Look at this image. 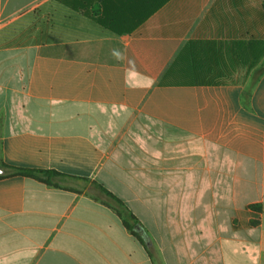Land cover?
<instances>
[{"label":"crops","instance_id":"0c3cea01","mask_svg":"<svg viewBox=\"0 0 264 264\" xmlns=\"http://www.w3.org/2000/svg\"><path fill=\"white\" fill-rule=\"evenodd\" d=\"M262 64L264 0H0V264H264Z\"/></svg>","mask_w":264,"mask_h":264},{"label":"trees","instance_id":"16d2710c","mask_svg":"<svg viewBox=\"0 0 264 264\" xmlns=\"http://www.w3.org/2000/svg\"><path fill=\"white\" fill-rule=\"evenodd\" d=\"M262 69L255 71L252 75V80L250 85L245 89L242 96V102L243 105L246 107L249 106L250 102V96L252 93L253 87L256 85L259 78L264 74L263 68L264 64H262ZM0 167L2 168H9L4 163L0 162ZM12 170L13 175H21L24 177H34L39 175H47L51 174L50 172H43V171H34V170H27V169H20V168H10ZM95 189L99 192L98 197H94L95 199L101 201L103 204L107 205L108 207H111L116 211L118 216L121 218L124 226L131 232L133 236H135L148 250L149 254L153 256L152 251L150 248L145 244L143 238L134 231V227L139 223L137 218L131 213V211L127 208V206L121 201L119 198H117L115 195L107 191L104 187L98 184H94ZM252 210H256L257 212H261L262 208L261 205H252L250 206ZM258 221H252V225H257Z\"/></svg>","mask_w":264,"mask_h":264},{"label":"water","instance_id":"95a60500","mask_svg":"<svg viewBox=\"0 0 264 264\" xmlns=\"http://www.w3.org/2000/svg\"><path fill=\"white\" fill-rule=\"evenodd\" d=\"M2 174V170L0 169V175ZM134 231L137 232L138 234L142 235V237L146 240L147 236L145 234V232L143 231V229L141 228V226L136 225L134 227Z\"/></svg>","mask_w":264,"mask_h":264},{"label":"rangeland","instance_id":"374dc122","mask_svg":"<svg viewBox=\"0 0 264 264\" xmlns=\"http://www.w3.org/2000/svg\"><path fill=\"white\" fill-rule=\"evenodd\" d=\"M197 79L198 80H202V79H204V77H202V76L199 75V76H197Z\"/></svg>","mask_w":264,"mask_h":264}]
</instances>
